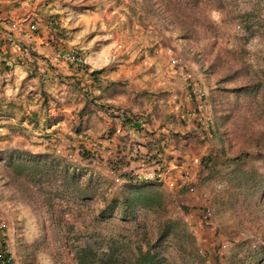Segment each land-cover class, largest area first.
<instances>
[{"label": "trees", "instance_id": "1", "mask_svg": "<svg viewBox=\"0 0 264 264\" xmlns=\"http://www.w3.org/2000/svg\"><path fill=\"white\" fill-rule=\"evenodd\" d=\"M111 3L126 9L127 23L136 16L148 18L151 25L165 30H170L169 26L175 23L181 31L178 38L192 42L204 52L213 48L212 40L219 38L229 24H237L234 28L242 26L251 32V28H260L253 32H264V0H249L246 12L237 9L238 0H84V5L76 7V10L91 12L96 4L105 7ZM15 7L3 8L12 11ZM58 9L53 0H44L37 11L41 18L36 17V21L29 25L31 33L26 37L42 40L44 52L37 51L33 42L25 40L23 34L17 35L13 21L0 17V76L11 74L16 67L27 70L15 100L4 107L0 101V117L18 118L19 124L27 120L34 129L42 117L44 127L50 128L52 121L56 123L48 114L51 108H74L70 132L64 135L65 141L54 130L41 134L44 145L52 143L57 146L64 141L80 148L82 159H87L91 157L90 150L84 145L85 139H91L87 132L102 124L107 128L97 129L96 139L106 141L115 134L118 142L114 155L119 160L123 157L126 166L136 162H145L157 169L172 162L189 166V162H185L188 157L185 150L195 143L202 144V141L188 127L181 133L175 131L176 115L165 113L167 91L164 87L155 86L154 68L144 67L143 72L135 77L150 90L135 86L131 77L124 75L110 79L109 74L116 70V64L94 68L86 52L71 48L73 30L64 25ZM214 12L221 15L219 22L212 18ZM32 25L34 30H30ZM159 46L156 43L150 45L148 53L152 55ZM45 50L50 55L47 56ZM191 51L192 47H184L186 54ZM224 52L229 54L233 51L224 49ZM71 55L74 57L72 60L68 58ZM52 59L62 62L66 72H60ZM214 59L219 61V54ZM214 66L211 63L210 69ZM246 66L244 63L242 67L229 68L219 76L210 101L217 122V158L222 165L231 168L218 173L206 165L200 172L207 173L205 180L213 179L226 185L212 198L217 215L228 209L235 211L234 207L238 206L239 211L253 214L252 226L258 227L259 215L264 214V178L255 170L249 151H264V132L254 131V127L247 130L237 123L243 105L252 106L248 98L262 99L260 102L255 100L254 112L258 111V105L264 107V79L258 78L257 71L250 74ZM1 86H4L3 82ZM121 97L127 99L126 104L119 103ZM29 102L36 109L25 115V105ZM16 112H19L18 117ZM261 114L264 115V109ZM261 120L262 117H257V122ZM153 121L157 123V130L148 129V126L153 127ZM15 127L5 125L9 134L0 138V142L10 139V135L16 132L23 134L22 129ZM131 136L138 137L133 139ZM7 148L0 153L4 156L0 159V184L6 188L12 201H20L40 218L41 231L33 242L34 250L52 236L54 250L58 254L68 253L73 264H191V259H197L194 239L182 222L173 219L176 205L158 181L124 179L123 185L103 197L99 189L82 183L68 163L60 165L51 159L46 153L49 149L34 154L17 146ZM165 157L166 162L163 161ZM262 160L264 163V158ZM95 196L103 204L93 210L91 205ZM243 223L248 224L244 218ZM98 233L106 236L101 242L100 236L93 237ZM170 243L177 244V256L172 255V261L164 252V246ZM9 253L5 227L0 228V264H12ZM260 253L263 257L259 263L255 254L234 255L229 262L263 264L264 248ZM196 261L202 264L199 259Z\"/></svg>", "mask_w": 264, "mask_h": 264}, {"label": "rangeland", "instance_id": "2", "mask_svg": "<svg viewBox=\"0 0 264 264\" xmlns=\"http://www.w3.org/2000/svg\"><path fill=\"white\" fill-rule=\"evenodd\" d=\"M57 1L58 6L63 5L64 0ZM180 1L185 2L190 0ZM43 2L44 0H5L0 3V11L5 13L9 10L4 9V6L15 5L16 7L12 9L9 16H13V20L11 21L15 23L17 35L23 34L26 37L31 33L29 25L33 24V21H36V17H40L37 11ZM248 2L249 0H238L237 9L241 12H246L249 7ZM63 7L68 8L64 10L63 14L68 19L70 29L73 30L69 46L86 52L87 58L92 52L91 56L96 61L95 67H102L103 64H107L104 66L107 67L116 63V71L126 72L133 79V83H135L137 80L135 77L138 73H142L144 67H150L148 63L151 65L155 64L153 66L155 67L153 73L155 86H165L161 82L163 83L166 77H169L167 76V72L169 71L170 95L174 93L171 92L172 90L177 91L178 94H180V91L185 92V97H183L187 98L190 111H193L195 107V96L191 89L196 87L197 90L204 94L207 112L210 117L208 124L200 125L194 121H183L180 119L179 113L178 117H176L179 126L175 127V131L180 133V128L184 125V127H189L195 136L202 141V144L195 143L185 150V154L188 156L185 162H189L187 165H189L188 167L194 180L195 190L192 194H188L184 191L169 192L162 185L161 188L171 195L176 205L173 219L182 222L192 235L197 259L202 264H232L229 262L232 256L241 257L250 254H255L256 262L259 263L263 257V254H259V251L264 248V214L259 215L260 226L258 227L252 226L254 222L252 219L253 214L251 212L239 211L238 206L234 207L235 211L228 209L222 215H217L216 206L212 203V198L215 192L224 190L226 185L213 179L205 180L207 173L200 171L206 165L211 167L212 171L217 170L218 173H225L231 168L229 165H222V162L217 158V122L213 116L214 113L210 102L211 95L212 91L216 89V82L219 76L223 75L229 68L240 67V65L242 67L244 63H247L246 69L250 74L257 71L258 78L264 79V32L262 30L253 32L260 28H251L252 32L247 31L242 26L238 30L234 28L237 24H229L221 31L219 38L212 40L214 42L213 48L206 49L204 52V50L196 47L192 42L180 40L178 37L181 31L175 23L169 26L170 30H165L154 27L150 24L148 18L141 16H136L131 23L129 20L127 23L124 13L120 11L119 14H115L117 19H113V16L110 15V17L104 15L100 17V20L98 16L92 15L90 12L77 13L76 10L74 11L73 6L63 5ZM214 13L216 14L215 16L213 15ZM214 13H212V18L219 22L221 15L216 12ZM120 23H124V25H120ZM37 26L39 27V24ZM32 39L30 37L25 38L27 41H31ZM34 43L41 44L42 40L38 39ZM154 43L159 44L162 49L164 48L163 50L172 48L175 56L180 60L182 70L171 68L168 65L169 63L166 66L168 59L163 50L156 55L154 54L155 60L148 57L150 56L148 52L145 51L143 54L145 48L140 49V45H153ZM117 44H121L122 49H116ZM188 46L192 47L195 53L193 51L190 54L183 52L184 47ZM224 49H232L233 52L227 54L224 52ZM217 54L220 57L219 61L214 59ZM211 63L215 65L213 69H210ZM187 74L191 75L192 80H187ZM178 76L181 80L180 84L175 83ZM188 84H191V86H188ZM262 85V91H264V84ZM147 89L149 88L147 87ZM248 99L251 101L252 106L247 103L243 105V111L239 116L237 124L247 130L254 127V131L264 132V115L261 114L264 107L258 105L257 109L260 113L258 111L254 112L256 109L255 103L260 102L262 99L255 98L257 102L252 98ZM122 100L126 102V99ZM171 108L172 104L170 103V114H173L174 112H172ZM168 110L167 105L165 112ZM61 111H55L51 115V118L56 120V124H64L67 121V117ZM257 117H262L261 122H257ZM15 126H17L15 127L16 129L26 131L27 134L23 132L24 135H29L36 142L39 141L40 136L38 134L41 132L37 131L38 129L22 126L19 123H16ZM52 128H49V132L53 131ZM101 128L96 127L95 130L91 129L92 131L87 132V136L90 138V136L96 134L97 129ZM6 129L5 127H0V138L5 136ZM57 131L58 137L65 141L64 135L70 132V127H64V130ZM23 134L16 132L15 135L19 138L18 142L14 144L15 146L19 147V149H26L34 154H41L49 149L46 153L50 155L51 159H55L60 165L68 163V167L75 169L77 177L82 183L88 184L91 188L95 187L99 189L103 193V197L109 196L113 190L123 185L124 182L122 181L124 179H133L130 171H123L128 166H126L123 157L121 158L123 160L121 162L114 155L116 149H114L111 156H108L103 148L91 147L88 139H85L84 145L87 150H90L91 157L82 159L81 149L74 147V145H69L64 141L57 146H54L52 143L45 144L46 146L50 145L47 146L48 148L45 145L37 147L36 144L33 145L31 143L28 148H23L21 142ZM131 137L134 139L138 136ZM7 147H9L8 144L1 141L0 153L7 150ZM141 151L143 152L144 150ZM249 154L253 158L255 170L264 178V163L262 160L264 158V151L251 149ZM1 157L4 156L0 154V159ZM191 158L198 159V163L193 164ZM170 165H173V162ZM184 165L186 166L185 163ZM116 180L119 181L116 182ZM92 201L91 209L93 210L98 209L103 204L98 196H95ZM239 204L237 203V205ZM0 215L5 223L6 245L10 252L12 264H73L68 253L62 252L58 254L54 250L52 236L43 245L38 246L34 250L33 242L40 235L39 223L41 220L31 212L29 207L23 205L20 201H12L8 193H6V188L2 187V184H0ZM243 218L246 223L250 224L249 227L248 224L244 225ZM98 234L93 235V237L100 236V242L103 236L106 238L104 234ZM176 251L177 244L175 243L164 246V252L170 261L173 259L172 255L177 256ZM191 260V264H197L196 260L194 262H191Z\"/></svg>", "mask_w": 264, "mask_h": 264}, {"label": "crops", "instance_id": "3", "mask_svg": "<svg viewBox=\"0 0 264 264\" xmlns=\"http://www.w3.org/2000/svg\"><path fill=\"white\" fill-rule=\"evenodd\" d=\"M5 0H0V3L1 2H4ZM57 0H54V3L56 4V6L57 7H59V9H58V12L61 14V16H62V21L64 22V25L65 26H67V28L68 29H70L71 27H70V25L68 24V19L67 18H65V16H64V14H63V12H65L64 10H67L68 8H66V7H63V5H68V6H73V8H74V11L76 10V7H78V6H80V5H84V0H64L63 1V5H60V6H58V4H57ZM77 11V10H76ZM119 11L120 12H123L124 13V15H125V12H126V9L125 8H121V7H115L112 3L111 4H109V5H106L105 7H101V5L100 4H96V8H95V10L94 11H86V12H90V13H92V15H95V16H98V18L100 19V17L101 16H104V15H106V16H108V17H110V16H113L112 18L113 19H117V16H115V14H119ZM116 12H118V13H116ZM9 13H11V11H7V12H5V13H2L1 11H0V17L1 18H5V17H7L9 20H13V16L12 15H10L9 16ZM77 13H79V14H82V13H85V12H79V11H77ZM67 15V14H66ZM110 15V16H109ZM107 18V17H106ZM101 20V19H100ZM119 23V22H118ZM124 25V23H120V25ZM72 30V29H71ZM72 35V34H71ZM38 39H35V38H33L31 41L33 42V44H34V48L35 49H37V51H39V52H44V49L41 47V44L40 43H34V42H36ZM72 45V44H71ZM148 46H150V45H140V49L141 48H145V50L143 51V54L145 53V51L146 52H148ZM80 48V47H79ZM161 47L159 46L157 49H155L154 50V52H153V54L151 55L150 53H149V55L150 56H148L149 58H152L153 60H155L156 59V57H155V55L156 54H158L161 50H163L162 48L160 49ZM83 49V48H82ZM165 50H163V52H164ZM45 52H46V55L48 56V55H50V52L49 51H47V50H45ZM92 53V52H91ZM91 53H90V55L88 56V60H89V62H90V64L94 67V68H101V67H95L94 66V64H95V60H94V58L91 56ZM155 54V55H154ZM166 58V57H165ZM167 60V59H166ZM165 60V61H166ZM52 62H53V64L55 65V67L60 71V72H63V73H65L66 72V68H65V66H64V64L62 63V62H60V61H58V60H56V59H52ZM116 64V63H115ZM149 65L148 66H150V67H153L155 64H153V65H151L150 63H148ZM167 64H168V62L166 61V66H167ZM107 64H103V66L102 67H104V66H106ZM140 68V67H139ZM154 68V71H155V67H153ZM167 71H168V69H167ZM137 72H138V70H137ZM135 73V72H134ZM141 73L139 72L138 73V75H140ZM170 73H169V71L167 72V76H169V77H166V80L165 81H163V83L161 82V84H164L163 86H164V88H165V90L167 91V95H166V98H165V102H166V108H167V105H168V108H169V110L168 111H166L165 113H167V114H170V103L172 104V112H174L173 114H175L176 115V117H178V115H179V113H185V112H187V111H189V108H190V106H189V104H188V100H187V98H184L185 97V95H184V93H183V91H180V94H178V92L177 91H174V90H172L171 92H174V93H172V95H170V75H169ZM26 75H27V70H26V68H24V67H16V68H14V70L12 71V73L11 74H5L4 76H0V101L2 102V104H3V107L4 106H6V104L9 102V101H11V100H15V96H16V94H17V92H18V89H19V86H20V84H21V82H22V80L26 77ZM119 75H124L125 77H129L127 74H126V72H123V71H113L112 73H110L109 74V77H110V79H114V78H117ZM137 77V76H136ZM132 79V78H131ZM137 79V78H136ZM154 80V79H153ZM180 78H179V76L177 77V79L175 80V83H178V84H180ZM4 83V86L2 87L1 86V83ZM132 82H133V79H132ZM141 80H139V79H137L136 81H135V83H133V84H135V86L137 85V86H143L144 84L142 83L141 84ZM34 83H35V81H34ZM137 83V84H136ZM161 86V85H160ZM159 86V87H160ZM144 88H147L145 85L143 86ZM162 87V86H161ZM187 94V93H186ZM184 96V97H183ZM122 99H126V98H124V97H121V98H119V103H124V104H126L127 103V99H126V102H124ZM25 105V104H24ZM165 108V109H166ZM34 109H36V106L34 105V104H31V102H29V104H26L25 105V115H29L30 114V111H32V110H34ZM74 108H63V109H57V110H55L54 108H51L50 110H49V112H48V114H49V116L51 117V115L52 114H54V112L55 111H60V110H62L61 112H63L64 114H65V116L67 117V121L63 124V123H51V127H53L52 128V130L54 131V129L55 128H57L56 129V131L57 130H64V127H69L70 126V121H71V119H72V110H73ZM68 115H67V114ZM15 116L16 117H18L19 116V112H16L15 113ZM70 117V118H69ZM17 119L18 118H14V119H7V118H2V117H0V127H5V125H8V124H11V125H16V123H18V121H17ZM43 121H44V118H39V122H38V126L36 127L38 130L37 131H40L41 133L40 134H38L39 136H40V138H39V141H34V140H32L30 137H27V136H23V140L21 141L22 142V146H23V148H28L29 147V145H30V143L31 144H33V145H37V147H41V146H44V141H43V139L41 138V134L42 133H49V128H45L44 127V124H43ZM109 121L110 120H108L107 121V125H109ZM154 122V125H153V127H150V126H148V129H156L157 130V123H156V121H153ZM21 125L22 126H28V127H32V124L30 123H28V121L27 120H23L22 121V123H21ZM178 125V124H177ZM179 126V125H178ZM40 127V128H39ZM50 127V128H51ZM98 127H102L101 128V130H104L105 128H107V127H103V125L102 124H99L98 125ZM189 128V127H188ZM6 129V128H5ZM181 129V132H184V130L185 129H187L186 127H182V128H180ZM93 130H95V128L93 129ZM90 131V130H89ZM92 131V130H91ZM24 133H26V131H24ZM7 134H9V131H8V129H6L5 130V135H7ZM27 134V133H26ZM95 135H97V134H95ZM95 135H93V136H90V138L91 139H89L88 140V142H89V144H90V146L91 147H97L98 145H99V147H100V145H102L106 150H105V153L107 154V155H111L112 153H113V151H114V149H115V146H116V144H117V140L115 139V134L113 135V137L111 138V139H109V140H103V141H101V140H98V139H96V136ZM29 136V135H28ZM18 136H16V135H10V139H7L6 141H4L6 144H8L9 146H15L14 144L16 143V142H18ZM29 139V140H28ZM139 139V138H138ZM163 161L164 162H166L167 161V159H166V157H165V159H163ZM131 166L132 167H141V162H136V163H132L131 164ZM146 166V168H150V167H152V168H156V166H152L151 164H149V165H145Z\"/></svg>", "mask_w": 264, "mask_h": 264}, {"label": "built area", "instance_id": "4", "mask_svg": "<svg viewBox=\"0 0 264 264\" xmlns=\"http://www.w3.org/2000/svg\"><path fill=\"white\" fill-rule=\"evenodd\" d=\"M35 26L32 25L30 27V30H34ZM236 29H240L239 27H236ZM116 49H122L121 44L116 45ZM165 56L168 59V65L171 68L174 69H180L182 70V67L180 65V60L175 56L172 48H166L164 51ZM70 60L74 59V57L71 55L68 57ZM84 62H87L84 60ZM187 80H192V77L190 74L186 75ZM188 86H191V84H188ZM195 86V85H193ZM193 91V94L195 96V107L193 111H187L185 113H180V118L183 119V121H194L197 124L200 125H207L210 121L209 114L207 112V105L206 101L204 99V94H202L199 90L195 88L191 89ZM145 127V124L143 125ZM207 128V127H206ZM99 146V145H98ZM94 147V148H103L104 151L106 150L103 146L101 147ZM113 154V153H112ZM111 154V155H112ZM107 155V154H106ZM108 155V156H111ZM193 164L198 163V159H192ZM147 165L145 162L141 163V167H132L131 165L124 168L123 171H130L132 174L133 179L135 180H142V181H158L161 183V185L170 191H176L180 192L182 190L186 191L188 194H192L195 190L194 188V180L192 178L191 171L188 166L185 165H169L167 167L163 168H146ZM119 180H116V182ZM5 223L2 220V217L0 215V228H4ZM6 264V263H5Z\"/></svg>", "mask_w": 264, "mask_h": 264}, {"label": "clouds", "instance_id": "5", "mask_svg": "<svg viewBox=\"0 0 264 264\" xmlns=\"http://www.w3.org/2000/svg\"><path fill=\"white\" fill-rule=\"evenodd\" d=\"M213 15L215 16L216 14L214 13Z\"/></svg>", "mask_w": 264, "mask_h": 264}]
</instances>
